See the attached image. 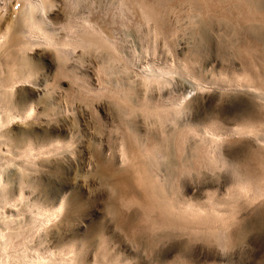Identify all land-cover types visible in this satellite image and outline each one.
I'll list each match as a JSON object with an SVG mask.
<instances>
[{
    "label": "rangeland",
    "instance_id": "1",
    "mask_svg": "<svg viewBox=\"0 0 264 264\" xmlns=\"http://www.w3.org/2000/svg\"><path fill=\"white\" fill-rule=\"evenodd\" d=\"M48 1L42 31L67 43L71 52L63 58L48 43L24 53L4 47L23 1L0 0V37L7 33L0 38V80L19 76L0 98L6 99L1 113L4 106L16 113L0 126L5 264L27 258L34 264H264V146L253 138L256 129L264 130L258 126L264 123V61L258 52L250 58L244 34L224 20L219 28L218 22L205 27L197 23L199 12L187 7L165 16L157 0ZM137 3L161 25L144 22ZM88 21L114 36L108 45L115 42L118 52L103 46ZM159 67L171 73L157 77ZM149 69L166 82L144 81ZM197 111L204 119L193 123L188 117ZM226 149H240L243 162L230 161ZM230 165L244 178V191L225 185L221 202ZM133 183L143 198L126 195ZM113 194L128 207L139 206L148 221L145 235L128 230L123 214H113ZM167 199L209 216L202 227L225 228L226 245L173 228L176 213L162 216L156 206ZM182 220L192 226L195 219Z\"/></svg>",
    "mask_w": 264,
    "mask_h": 264
},
{
    "label": "bare ground",
    "instance_id": "2",
    "mask_svg": "<svg viewBox=\"0 0 264 264\" xmlns=\"http://www.w3.org/2000/svg\"><path fill=\"white\" fill-rule=\"evenodd\" d=\"M23 1V3H22V8H21V11H20V15H19V19H20V22L18 23V25H17V27H16V29L14 28V29H12V31H10L9 33V39H8V41H3L2 42V45L4 46V45H6V46H4V47H13L12 49H14V48H16V49H20V50H22V53H24L32 44H35V43H48V44H50L54 49H55V51H56V54L58 55V57H66L67 56V54H69L68 52H71V49H70V51H68L67 50V43H64V42H61V41H57V40H55V39H53V38H51L47 33H45L46 32V30H45V32H43L42 31V26H41V20H44L45 22H46V19H48V15H47V11L49 10L48 8H49V1L48 0H39V1H37V0H22ZM153 1H155V0H153ZM95 2V1H94ZM107 2V1H106ZM123 2V1H122ZM108 3V2H107ZM153 3V2H152ZM155 4H158L159 6H162L163 8L164 7H166V10H164V11H166L165 12V16H167V15H169L170 14V12H172V11H174V10H178V9H180V11H181V9L182 10H185V9H183V8H190L191 10H194V11H197V13L199 12V14H200V16H198V20L197 19H195L194 17V19H195V21L197 20V23H202V24H204V26L205 25H208V26H210L209 28H211V26H214V27H216L215 26V24L218 22V23H220V22H222L223 23V20L224 21H228L231 25H232V27H233V29L236 31V32H239L240 31V34H244V37H245V39H246V42H245V48L247 49H251V50H249L250 51V58L253 60L254 59V56H255V54H257V53H255V52H258V54H259V58L260 59H262L263 61H264V36H262L261 35V33L262 32H264V0H157V3L156 2H154ZM102 5H103V3H101ZM110 4V3H109ZM116 4H117V2H116ZM116 4H114V5H116ZM123 4V3H122ZM141 4H143L142 2H141ZM140 3H137L136 4V6L135 7H137V9L139 8L140 10V12H141V16L145 19L144 20V22H146L147 23V21H152L153 22V24L155 23V24H159L160 22V20H158L157 21V17H155V15L154 14H151L149 11H146V8L144 9L143 8V5H141ZM154 4V5H155ZM52 5V4H51ZM50 5V6H51ZM95 5V4H94ZM111 5H113V4H111ZM150 5V4H149ZM53 6V5H52ZM145 6V5H144ZM115 7V6H114ZM119 7V6H118ZM152 7V6H151ZM113 8V7H112ZM100 9V8H99ZM110 9V8H109ZM117 9V7H115V9H113V10H116ZM121 9H122V7H121ZM149 9V8H148ZM152 9V8H151ZM162 9V8H161ZM165 9V8H164ZM97 10V9H96ZM103 10V9H102ZM133 10H135V9H133ZM163 10V9H162ZM191 10H190V12H191ZM123 11V10H122ZM179 11V10H178ZM179 11V12H180ZM190 12H187V13H190ZM117 13H119L118 11H117ZM123 13V12H122ZM125 13V12H124ZM123 13V14H124ZM137 13V12H136ZM160 13H161V10H160ZM181 13V12H180ZM259 13H261L260 15H258ZM101 14V13H100ZM122 14V15H123ZM173 14V13H172ZM158 15H159V13H158ZM187 15V14H186ZM196 15V14H195ZM198 15V14H197ZM196 15V16H197ZM40 16V17H39ZM121 16V15H120ZM124 16V15H123ZM160 16V15H159ZM162 16V15H161ZM258 16V17H257ZM141 17V18H142ZM140 18V19H141ZM190 18H192V17H190ZM163 19V18H162ZM118 20H119V18H118ZM49 21V20H48ZM90 21V20H89ZM88 21V23L87 24H89L90 26H92V28H94V29H98V28H96V27H94L95 25L94 24H96V23H91V22H89ZM95 21V20H94ZM115 21V20H114ZM193 21V20H192ZM143 22V21H142ZM135 23V22H134ZM145 23V24H146ZM162 23V22H161ZM195 23V22H194ZM122 24V23H121ZM140 24V23H139ZM155 24L153 25V26H155ZM164 24V23H163ZM226 24V23H225ZM97 25V24H96ZM148 25H150L149 23H148ZM147 25V26H148ZM159 25H161V24H159ZM158 25V26H159ZM165 27H169V24H168V22L166 21V19H165ZM218 25V24H217ZM221 25V23L218 25V28H219V26ZM222 25H224V23L222 24ZM163 26V25H162ZM226 26V25H225ZM228 26V25H227ZM150 28H151V25L149 26ZM206 27V26H205ZM205 27H203V28H205ZM224 27V26H223ZM222 27V28H223ZM231 27V26H230ZM102 28V27H101ZM126 28V27H125ZM149 28V29H150ZM155 28V27H154ZM153 27L150 29V30H152V29H154ZM156 28H160V27H157L156 26ZM195 28H197V27H195ZM213 28V27H212ZM225 28V27H224ZM227 28V27H226ZM208 29V28H207ZM101 30H103V29H98V30H95L96 32L95 33H97V31H99V34H98V36H99V41H101L102 43H103V46H104V44H106L108 47H111V45L113 44V43H110L111 45H108V43H109V37L111 38L112 37V34H111V36H109L108 37V34L109 33H107V36H105L104 34H106L105 33V31H103V33H102V31ZM112 30V29H111ZM114 30V29H113ZM149 30V32H151ZM169 30V29H168ZM213 30H216V29H214L213 28ZM158 31V30H157ZM160 31V30H159ZM229 31H232V29L231 30H229ZM123 32V31H122ZM152 32H154L153 30H152ZM161 32V31H160ZM163 33V32H162ZM161 33V34H162ZM230 33V32H229ZM7 34V33H6ZM6 34L4 33L0 38H3V37H5L6 36ZM75 34V33H74ZM160 34V33H159ZM158 34V35H159ZM201 34V33H200ZM232 34V33H231ZM149 35V34H148ZM154 35H156V33L154 34ZM224 35H225V33H224ZM238 35V34H237ZM34 36H38L39 38H38V40L37 39H33V37ZM116 36V35H115ZM118 36V35H117ZM131 36V35H130ZM206 35H204V37H205ZM232 36H234V34L232 35ZM96 37V36H95ZM107 37H108V39H107ZM114 37V36H113ZM113 37H112V39H113ZM202 37H203V35H202ZM203 37V38H204ZM231 37V36H230ZM233 38V37H232ZM239 38V37H238ZM5 39V38H4ZM116 38H114V40H115ZM226 39V38H225ZM114 40H113V42H114ZM232 40H234V39H231V41ZM2 41V40H1ZM77 41V40H76ZM108 41V42H107ZM234 41H236V39L234 40ZM112 42V41H111ZM87 43V42H86ZM122 43V42H121ZM234 43V42H233ZM71 44V43H70ZM73 44V43H72ZM84 44H85V42H84ZM116 43L114 42V44L113 45H115ZM240 44H242V43H240ZM112 45V46H113ZM117 45V44H116ZM229 45V44H228ZM234 45V44H233ZM42 46V45H41ZM74 46H75V44H74ZM231 47V46H230ZM229 47V48H230ZM3 48V47H2ZM113 48L114 47H111V49L113 50ZM233 48V47H232ZM69 49V48H68ZM116 49V48H115ZM113 50V51H116V52H118L117 50L118 49H116V50ZM228 49V48H227ZM235 49H236V47H235ZM239 50V49H238ZM8 51V50H7ZM237 51V50H236ZM4 52V51H3ZM9 52V51H8ZM120 52V51H119ZM252 52V53H251ZM10 53V52H9ZM13 53V52H12ZM121 54L122 53H119V56L121 57ZM232 54H234V53H232ZM239 54V53H238ZM257 54V55H258ZM117 55V54H116ZM126 55V54H125ZM256 55V56H257ZM118 55H117V57H119ZM224 56H225V51H224ZM239 56H240V54H239ZM246 57H244V55H242V57H244V59L246 58H248L249 59V57L247 56V55H245ZM119 57V58H120ZM128 57V56H127ZM125 58V57H124ZM126 61V60H125ZM129 61V60H128ZM131 61V60H130ZM246 61V60H245ZM258 61V60H257ZM260 61V60H259ZM7 62V61H6ZM17 62V61H16ZM262 62V61H261ZM129 63V62H128ZM3 64V62L0 60V65H2ZM27 64V63H26ZM130 64V63H129ZM132 64V63H131ZM6 65V64H5ZM160 68H162V67H159L158 69L159 70H162L163 72H161V71H159L158 72V74H156V72L154 71H152V72H150L151 70L149 69V71H147V72H144V75H145V73H147V75H145V77H143V79H144V81H146V82H148L149 80H148V78L150 77H155L156 79H158L157 77H158V75H160L161 73L162 74H164V73H167L168 71V73L170 74L171 73V71H170V69L169 70H164V69H160ZM172 69V68H171ZM122 70V69H121ZM153 70H155V69H153ZM157 70V69H156ZM4 70H3V68L2 67H0V74H1V72H3ZM166 71V72H165ZM148 72H150V73H152V75H150L149 76V74L150 73H148ZM15 73V72H14ZM157 75V77H156V75ZM160 73V74H159ZM9 75V74H8ZM165 75V74H164ZM163 75V76H164ZM146 76H147V78H146ZM162 76V75H161ZM162 76V77H163ZM160 77V76H159ZM17 78H19V76L17 77L16 76V74H13V76H11L10 78L8 77L7 78V80L6 81H4V82H2L1 80H0V98H7V96L9 95V93H10V91H11V89L17 84V82H18V80L19 79H17ZM147 80H146V79ZM155 78H152V81L153 82H160V80L159 79H161V78H159L158 80H156ZM2 79V78H1ZM154 79H155V81H154ZM4 80V79H3ZM191 81V80H190ZM151 82V81H150ZM157 82V83H158ZM162 82H166V81H162V79H161V82L160 83H162ZM20 83V82H19ZM152 83V82H151ZM188 83V82H187ZM191 83V82H190ZM196 84V83H195ZM148 85V84H147ZM150 85V84H149ZM193 87V86H192ZM195 89V88H194ZM263 97H264V95H263ZM6 101V99H4V100H1V102H0V104L1 103H3V102H5ZM8 103H9V101H8ZM4 104V103H3ZM3 104H1V108L3 107L2 105ZM7 104V103H6ZM5 104V105H6ZM171 104V103H170ZM176 104H177V102H176ZM180 104V103H179ZM179 104H177V106L179 107ZM174 105V104H173ZM11 106V105H10ZM9 106V107H10ZM176 105H175V107L174 106H172V109H173V107L174 108H178ZM5 108L7 109V107L6 106H4V112L3 113H1L2 111H0V126L1 125H3L4 126V123H8V121H9V123H10V120L9 119H11L12 117H14V115H16V113L14 114V112L12 111V113L11 112H9V109H7L8 110V112H5V111H7V110H5ZM12 109V108H11ZM10 109V110H11ZM169 109H171V108H169ZM13 110V109H12ZM167 110H168V108H167ZM173 110H175L174 111V113H176L178 110L177 109H173ZM242 111V110H241ZM170 112V111H169ZM171 113H172V111H171ZM173 113V114H174ZM172 114V115H173ZM257 115V114H256ZM255 115V116H256ZM259 116V115H258ZM16 117V116H15ZM173 119V118H172ZM254 119V118H253ZM257 119V118H256ZM12 120V119H11ZM165 120V119H164ZM258 120V119H257ZM257 120H256V122H257ZM263 122V121H262ZM261 122V123H262ZM258 123H259V121H258ZM255 124V123H254ZM264 124V123H263ZM263 124H258V126L259 127H261L262 128V126H264ZM249 125V124H248ZM253 125V124H252ZM256 125V126H255ZM254 125V127H257V123ZM251 128V127H250ZM259 129V128H258ZM258 129H256V136L255 135H253L254 134V132L251 134V135H253L254 137L253 138H257L258 139V141H257V143L258 144H263V146H264V130L263 131H260V130H258ZM264 129V128H263ZM258 131V132H257ZM259 131H260V133H259ZM3 132H6V131H3ZM251 132H252V129H251ZM207 133H209V132H207ZM212 133V132H211ZM259 133V134H258ZM262 133V134H261ZM3 134V133H2ZM213 134H215V133H213ZM211 135V134H210ZM216 135V134H215ZM199 137V136H198ZM217 137H218V135H217ZM212 139H214V138H212ZM256 139V140H257ZM218 141V140H217ZM216 141V142H217ZM219 142V141H218ZM215 143V142H214ZM215 144H217V143H215ZM215 146V145H214ZM217 146V145H216ZM262 146V145H261ZM217 149V148H216ZM212 152V151H211ZM209 153V152H208ZM218 153V152H217ZM220 153V152H219ZM214 155H215V153H213ZM151 155V154H150ZM214 158V157H213ZM149 159V158H148ZM216 160V157L214 158V161ZM218 160V162H219V158L217 159ZM216 160V161H217ZM213 161V159H212V161L211 162H214ZM214 162V165H215V163H218V162ZM219 164V163H218ZM217 164V165H218ZM212 165H213V163H212ZM216 166V165H215ZM144 175V174H143ZM252 177V176H251ZM157 180V179H156ZM249 180V179H248ZM156 182V181H155ZM151 185V184H150ZM155 188V187H154ZM152 190V189H151ZM154 190V189H153ZM156 194H158L157 192H156ZM152 196V195H151ZM162 196V195H161ZM160 196V197H161ZM146 197H149V198H151L150 196H146ZM159 197V196H158ZM159 197V198H160ZM154 199H155V197H154ZM157 199V198H156ZM161 199H163V197H161ZM164 199H165V197H164ZM159 200V199H158ZM158 200H157V202H158ZM172 200V199H171ZM153 201H155V200H152V203H153ZM162 202H163V200H161ZM164 201H166L164 204H161V202L159 201L158 203H157V207H160L159 209H160V212H161V215L162 216H165V215H167V214H171V213H176L175 215L176 216H178L179 218V220H175L176 222H173L172 221V223H173V228H177V229H186L185 231H183V232H185V233H187V234H189V235H191V237H193V240L196 238V237H198L199 235H201V236H199L198 238L199 239H201L200 237H210V238H212V240H214L215 241V243H217L220 247H223V246H225L226 245V236H227V230L225 229V228H223V227H221L220 225H216V226H212V227H207V228H204V227H202L201 225H203V223H208L207 221H208V218H209V216H208V218H207V220L206 219H204L203 218V216H202V214L200 213V212H197V211H194V210H190V212H187L188 211V208H190V207H186L187 208V210H181L180 209V207L178 208H176V206L177 205H175L172 201H168V199L167 200H164ZM151 203V204H152ZM156 203V202H155ZM154 203V204H155ZM160 204H161V206H160ZM180 205V204H179ZM155 206V205H154ZM155 206V207H156ZM148 207H149V205H148ZM200 208V207H199ZM172 210H174L173 212H172ZM178 212H177V211ZM176 211V212H175ZM191 211H194L193 212V214H191L192 215V219L194 220V221H196V223H194L193 224V222H191L190 221V224H192V226H189L188 224L186 225H184L183 224V220L182 219H187V221H188V218L191 216L190 214H188V215H186L187 213H192ZM173 215V214H172ZM190 215V216H189ZM193 215H194V217L195 218H193ZM204 215V214H203ZM209 215H211L210 213H209ZM166 218V217H165ZM170 218V217H169ZM175 218H177V217H175ZM174 218V219H175ZM182 218V219H181ZM227 218V217H226ZM168 219V218H167ZM180 219H181V222H180ZM214 219H216V218H214ZM218 219V218H217ZM216 219V220H217ZM190 220H191V218H190ZM223 219H220V220H218V222L219 221H222ZM187 221L185 222V223H187ZM211 221V220H210ZM209 221V222H210ZM215 221V220H214ZM227 221H229V220H227ZM212 222V221H211ZM224 222V221H223ZM213 223V222H212ZM221 224V223H220ZM0 227H1V224H0ZM3 227V226H2ZM4 229V228H3ZM0 232H1V230H0ZM1 236H2V234L0 233V238H1ZM6 236H8V234L6 235ZM4 237V236H3ZM2 237V238H3ZM11 237V236H10ZM195 237V238H194ZM9 238V237H8ZM197 238V239H198ZM7 239V238H6ZM8 240V239H7ZM12 240V239H11ZM10 239H9V241L10 242H13V241H11ZM214 243V244H215ZM0 244H2V243H0ZM3 246L1 247V248H7V242H4L3 244H2ZM9 245V244H8ZM11 245H12V243H11ZM11 245H9V247L11 246ZM1 246V245H0ZM4 250V249H3ZM0 251V252H2V253H5L4 251ZM23 251V250H22ZM8 252V251H7ZM6 252V253H7ZM8 253H10V252H8ZM25 253V252H24ZM23 253V254H24ZM1 254V253H0ZM13 254V253H12ZM4 255V254H3ZM8 255H10V254H8ZM15 255V254H14ZM13 255V256H14ZM6 257H7V255H5ZM16 256V255H15ZM20 256H22V254L20 255ZM19 256V258L21 259V261H23L22 259H24L23 257L21 258ZM23 256H25V255H23ZM27 257V256H26ZM30 257V256H29ZM3 258V257H2ZM1 258V256H0V264H5L6 262H4V260ZM15 258V257H14ZM14 258H13V261H14ZM19 258H17V261H19L18 259ZM39 258V257H38ZM38 258H36V259H38ZM5 259V258H4ZM8 259V258H7ZM7 259H5V261H7ZM10 260V259H9ZM16 260V259H15ZM29 260H31V259H28L27 258V261H26V259L24 260L25 262H26V264H29V263H31L33 260H31V261H29ZM47 260V259H46ZM12 261V260H11ZM35 261H37V260H35ZM34 261V262H35ZM15 262V261H14ZM25 262H24V264H25ZM38 262H41L40 264H42V261L40 260V259H38ZM38 262H35V264L36 263H38ZM8 263V262H7ZM16 263V262H15ZM14 263V264H15ZM19 263H20V261H19ZM18 263V264H19ZM21 264H23V263H21ZM31 264H34L33 262L31 263ZM39 264V263H38Z\"/></svg>",
    "mask_w": 264,
    "mask_h": 264
},
{
    "label": "snow or ice",
    "instance_id": "3",
    "mask_svg": "<svg viewBox=\"0 0 264 264\" xmlns=\"http://www.w3.org/2000/svg\"><path fill=\"white\" fill-rule=\"evenodd\" d=\"M55 15V13L53 14ZM264 36V32L261 33ZM188 119L193 123L199 122L204 119V113L201 114L199 111L192 113ZM139 130L143 132V127L138 126ZM226 155L230 161L240 159L243 162V155L240 149H226ZM116 163H119V158H117ZM225 171L224 179L220 187V196L218 199L223 201L224 194L228 192V188L225 185H232L233 188L244 191L242 185L244 184V178L240 176L239 169L235 165H230ZM137 195L142 196V192L138 190V186L134 183L130 185L126 195ZM114 207L113 214H123L124 217V226L130 230L136 232L138 235H145L148 231V221L145 219L142 210L138 205H133L128 207L123 201L116 200V194H113Z\"/></svg>",
    "mask_w": 264,
    "mask_h": 264
}]
</instances>
